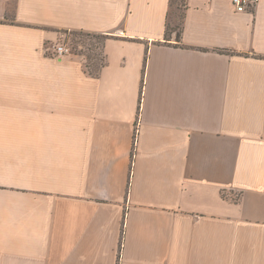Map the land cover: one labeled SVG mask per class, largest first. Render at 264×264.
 <instances>
[{"label": "crops", "instance_id": "0c3cea01", "mask_svg": "<svg viewBox=\"0 0 264 264\" xmlns=\"http://www.w3.org/2000/svg\"><path fill=\"white\" fill-rule=\"evenodd\" d=\"M170 5L0 0V264H264V0Z\"/></svg>", "mask_w": 264, "mask_h": 264}, {"label": "rangeland", "instance_id": "374dc122", "mask_svg": "<svg viewBox=\"0 0 264 264\" xmlns=\"http://www.w3.org/2000/svg\"><path fill=\"white\" fill-rule=\"evenodd\" d=\"M185 11V0H173L169 15V37L175 38L174 30L181 25ZM64 43L71 53L80 56L85 61L88 72L97 74L105 64L103 55L104 36L83 32H65Z\"/></svg>", "mask_w": 264, "mask_h": 264}, {"label": "built area", "instance_id": "2783aa9c", "mask_svg": "<svg viewBox=\"0 0 264 264\" xmlns=\"http://www.w3.org/2000/svg\"><path fill=\"white\" fill-rule=\"evenodd\" d=\"M232 2L238 12H247L253 10L258 0H232ZM70 54L71 49L66 45H58L55 48V55L57 58L65 57Z\"/></svg>", "mask_w": 264, "mask_h": 264}, {"label": "trees", "instance_id": "16d2710c", "mask_svg": "<svg viewBox=\"0 0 264 264\" xmlns=\"http://www.w3.org/2000/svg\"><path fill=\"white\" fill-rule=\"evenodd\" d=\"M172 6H173V0H171V5H170V12L172 10ZM186 0H185V9H186ZM170 12H169V15H170ZM169 15H168V21H167V30H166V41L168 42L169 40H171V37H169ZM183 19H184V14H183V17H182V22H181V25L176 27V29L174 30V33L176 35L175 39L177 41V47H183L182 46V34H183ZM100 72V71H99ZM92 74V73H91ZM95 76H98L99 73L97 74H93Z\"/></svg>", "mask_w": 264, "mask_h": 264}]
</instances>
